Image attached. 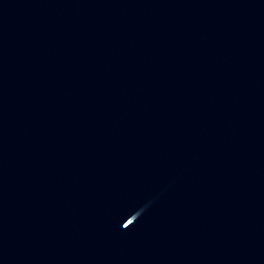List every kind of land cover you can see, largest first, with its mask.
<instances>
[{
	"label": "water",
	"instance_id": "water-1",
	"mask_svg": "<svg viewBox=\"0 0 264 264\" xmlns=\"http://www.w3.org/2000/svg\"><path fill=\"white\" fill-rule=\"evenodd\" d=\"M262 2L0 0V264H134Z\"/></svg>",
	"mask_w": 264,
	"mask_h": 264
}]
</instances>
